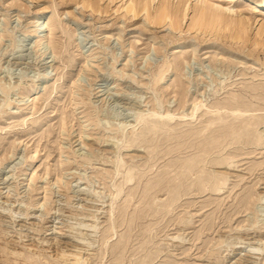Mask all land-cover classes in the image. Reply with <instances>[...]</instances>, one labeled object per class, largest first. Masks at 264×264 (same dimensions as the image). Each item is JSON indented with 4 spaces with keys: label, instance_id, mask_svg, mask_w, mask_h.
<instances>
[{
    "label": "rangeland",
    "instance_id": "1",
    "mask_svg": "<svg viewBox=\"0 0 264 264\" xmlns=\"http://www.w3.org/2000/svg\"><path fill=\"white\" fill-rule=\"evenodd\" d=\"M77 1L0 0V264H264V88L245 89L264 85V49ZM254 1L230 5L260 25ZM241 120H256L255 143L230 145Z\"/></svg>",
    "mask_w": 264,
    "mask_h": 264
},
{
    "label": "bare ground",
    "instance_id": "2",
    "mask_svg": "<svg viewBox=\"0 0 264 264\" xmlns=\"http://www.w3.org/2000/svg\"><path fill=\"white\" fill-rule=\"evenodd\" d=\"M110 1V0H109ZM114 1V0H111ZM110 1V2H111ZM116 1V0H115ZM119 1V0H118ZM123 1V0H121ZM153 0H124V4L122 6L121 9H123L124 15L131 17V18H135L138 16H144L145 20L149 22V24L151 23L152 26L156 27H162L164 28L165 26H167V29H169L171 32H185L188 34H198V35H211V36H217L220 39H230V43L232 44H241L242 46H248V44L250 45V47H253V52L256 51V49L261 48L264 49V22L260 23L257 22L255 20V18L244 15L243 12H237L236 10H234L231 7V3H240V0H194L193 5H186L187 3H189V0H176L175 3L173 2V0H158L156 6L152 9L151 8V3ZM155 1V0H154ZM99 2H102L101 0H81V1H77L76 4L81 7H83L84 9H88L91 12H100V5ZM243 2V1H241ZM114 3V2H113ZM192 3V2H191ZM250 3V2H249ZM249 11H251L252 13H256L257 11H262V9H264V2L262 0L260 1H254L251 4H249ZM77 6V7H78ZM103 9V8H102ZM120 9V8H119ZM152 9V10H151ZM191 9V11L189 12V10ZM105 10V9H104ZM46 11V10H43ZM120 11V10H119ZM122 11V10H121ZM140 16V17H141ZM257 19L258 16H257ZM264 19V18H263ZM51 22V17L50 14H45V13H41L40 17L37 19V21L35 22V32L40 33L42 31H39L38 28L45 26L44 30H46V25L48 23ZM185 22V26L183 27V23ZM256 23V25H259L258 27V31L255 32V35L252 37L250 35L249 32V26L252 23ZM253 27V25H252ZM43 30V31H44ZM254 33V32H253ZM45 36V35H44ZM203 37V36H202ZM201 37V38H202ZM222 40V39H221ZM224 42V41H223ZM39 45H41L42 43H45V40L43 38L39 39ZM238 46V45H237ZM180 48L177 49L176 52H179ZM261 52V50H260ZM180 63V61H176V65L178 66ZM243 63V62H242ZM85 66V65H84ZM174 64L172 62H169L168 66L164 68V70L162 71V73L160 74L159 78L157 79V82L160 85H163L165 82V79L167 77L168 74H165L166 72H168L169 70H172L174 68ZM176 68V66H175ZM72 81V80H71ZM252 89L254 91H257L258 89H263L264 85H257V86H245V89ZM34 90V87L28 91L26 93V96L30 95V92H32ZM258 92V91H257ZM187 95V92L185 90H176L175 92V96H180V97H185ZM245 95V94H244ZM188 96V95H187ZM72 101V100H71ZM200 103V102H199ZM203 104V103H202ZM202 104H194L193 108H191V112L187 113H183L182 115H180L181 117H192L194 118L195 115L197 114V112L199 111L200 107H203L204 105ZM156 107V106H155ZM158 109H160L161 105L157 104ZM156 107V108H157ZM154 108L151 112L150 115L152 116H157L162 118H169V119H173L174 113L170 112L169 110L161 112V110H158ZM205 108V107H204ZM224 110V109H222ZM221 110V111H222ZM230 110L232 112H238L239 114L237 116H241L243 113L242 111H245L244 109H241V106L239 103H232ZM259 110V109H258ZM207 111V110H206ZM220 111V110H219ZM212 112V111H210ZM228 112V111H226ZM229 113V112H228ZM246 113V112H245ZM218 114V113H217ZM221 114V113H219ZM224 114V113H223ZM233 114V113H232ZM231 114V115H232ZM235 114V113H234ZM144 114H138V116L136 117V120ZM255 115V114H254ZM218 116V115H217ZM244 116V115H243ZM251 116V114H250ZM220 117V115H219ZM154 118V117H153ZM229 118V117H228ZM234 118V117H233ZM226 119V118H225ZM235 119V118H234ZM139 120V119H138ZM152 120V119H151ZM161 120V119H160ZM219 120H221L219 118ZM224 120V119H223ZM227 120V119H226ZM71 121V120H70ZM209 121V120H208ZM207 121V122H208ZM222 121V120H221ZM137 122V121H136ZM147 122V121H146ZM149 122V121H148ZM153 122V121H152ZM158 122V121H157ZM161 122V121H160ZM159 122V123H160ZM213 122V121H211ZM216 122V121H215ZM224 122V121H223ZM227 122V121H226ZM219 123V122H218ZM256 120H241L238 121L237 123L230 125V127H228V129L224 130V135L226 138L230 139V145L232 141H236V142H244L246 144H254L255 140L253 137V128L255 127L256 124ZM150 125V123H148ZM147 124V125H148ZM162 124V123H161ZM154 124H152L151 127H153ZM157 125V124H156ZM207 125V124H206ZM209 125V124H208ZM207 125V126H208ZM63 126V123H62ZM105 126V125H103ZM159 127V126H158ZM157 127V128H158ZM215 127V126H214ZM60 128V127H59ZM163 128V126H162ZM166 128V127H165ZM216 128V127H215ZM175 129V128H174ZM203 129V128H202ZM206 129V128H205ZM209 129H212V126H210ZM158 130V129H157ZM163 130V129H161ZM171 130V129H170ZM169 130V131H170ZM173 130V129H172ZM194 130V129H193ZM201 130V129H200ZM215 130V129H214ZM146 131V130H145ZM165 131V129H164ZM191 131V130H190ZM198 131V130H197ZM203 131V130H202ZM136 132V131H135ZM155 132V131H154ZM189 132V131H188ZM81 133V132H80ZM146 133V132H145ZM134 134V133H133ZM156 134V133H155ZM185 134V133H184ZM199 134V133H198ZM221 134V133H220ZM260 134V133H259ZM137 135V134H136ZM139 135V134H138ZM141 135V134H140ZM153 135V134H152ZM160 135V134H159ZM162 135V134H161ZM143 136V135H142ZM192 136V135H191ZM199 137H202L203 134H199L197 135ZM219 136V135H218ZM129 137V136H128ZM171 137V136H170ZM178 137V136H177ZM183 137V136H182ZM217 137V136H216ZM259 137V136H258ZM262 137V136H261ZM261 137H259L261 139ZM131 138V137H130ZM209 138V137H208ZM214 138V137H213ZM224 138V137H223ZM137 139V138H136ZM142 139V138H141ZM158 139V138H157ZM164 139V138H163ZM198 139V138H197ZM196 139V140H197ZM218 139V138H217ZM215 139V140H217ZM126 140V139H125ZM135 140V139H134ZM145 140V139H144ZM155 140V139H154ZM153 140V141H154ZM162 140V139H161ZM206 140V139H205ZM211 140V139H210ZM214 140V139H213ZM257 140V137H256ZM263 140V139H262ZM129 141V140H128ZM131 141V140H130ZM133 141V140H132ZM187 141V140H186ZM219 141V140H218ZM224 141V140H223ZM139 142V140H138ZM257 142V141H256ZM264 142V140H263ZM132 143V142H131ZM185 143V142H184ZM198 143V142H197ZM179 144V143H178ZM206 145H208L210 148H217L218 145L217 143H213L212 142H207L205 143ZM259 144V143H258ZM237 145V144H236ZM257 145V144H256ZM260 145V144H259ZM180 146V144H179ZM192 146V145H191ZM205 146V145H204ZM203 146V147H204ZM182 147V146H181ZM224 147V146H223ZM209 149V148H208ZM155 150V149H154ZM204 150V149H203ZM211 151V150H210ZM201 152V151H199ZM198 152V154H199ZM206 153V152H205ZM203 154V152H202ZM209 155V154H208ZM198 158V157H197ZM194 159V158H193ZM206 159H207V155H206ZM201 160V159H200ZM220 160V159H219ZM192 162V160H189ZM203 161V160H202ZM116 162V161H115ZM185 162V161H184ZM183 162V163H184ZM190 162V163H191ZM194 162V160H193ZM206 163V161H204ZM182 163V164H183ZM189 163V164H190ZM220 163V162H219ZM118 164V162L116 163ZM192 164V163H191ZM195 164V163H194ZM200 164V163H199ZM207 164V163H206ZM175 165V164H174ZM197 165V163H196ZM205 165V164H204ZM189 167V166H188ZM200 169V168H199ZM205 169V168H204ZM119 170V169H118ZM117 170V171H118ZM195 171V170H194ZM178 172V171H177ZM126 175V174H125ZM128 175V174H127ZM178 175V174H177ZM180 175V174H179ZM203 174H201L202 177ZM199 176V174H198ZM192 177V176H191ZM213 177V176H212ZM124 178V177H123ZM130 178V177H129ZM128 179V178H127ZM171 179V178H170ZM169 179V180H170ZM208 179V178H207ZM214 181V177L212 178ZM126 180V177H125ZM124 180V181H125ZM178 181L177 182V187L180 189H184V191L186 192V187L184 185V177L181 176L179 179L177 178ZM168 181V180H167ZM194 181V180H193ZM127 182V180H126ZM125 182V183H126ZM215 182V181H214ZM214 182H212L213 184H215ZM217 182V180H216ZM222 182V181H221ZM123 183V182H122ZM174 183V182H173ZM199 181L193 182L192 184H190L188 187L189 189L191 188L190 186H194V184H198ZM207 183V182H206ZM172 184V183H171ZM120 185V184H119ZM121 186V185H120ZM147 186V185H146ZM175 186V184H174ZM207 186V185H206ZM166 187V185H154L153 189L156 190V192H159L161 190H163ZM205 187V186H204ZM44 188V187H43ZM170 188V187H168ZM211 188V187H210ZM118 189V188H117ZM123 189V188H122ZM172 189V188H171ZM179 189V190H180ZM209 189V188H208ZM121 190V188H120ZM204 190H207V188H204ZM203 190V191H204ZM217 190V189H216ZM211 191V190H210ZM218 191V190H217ZM121 192V191H118ZM178 192V191H177ZM200 193V192H199ZM118 194V193H116ZM115 194V195H116ZM146 194V193H145ZM177 194V193H176ZM114 195V196H115ZM115 198H117L115 196ZM171 201V200H170ZM46 202V201H45ZM167 202V201H166ZM174 202V201H173ZM43 204V203H42ZM113 204V203H112ZM113 206V205H111ZM147 206V205H145ZM169 206V205H167ZM144 208V207H143ZM170 209V208H169ZM143 210V209H142ZM141 211V210H140ZM146 211V210H145ZM143 212L144 213H147ZM152 212V211H151ZM110 213V212H109ZM155 213V212H153ZM165 214V213H164ZM141 215V214H139ZM112 216V215H111ZM134 216V215H133ZM138 216V215H137ZM189 220V219H188ZM182 221V220H181ZM186 221V220H184ZM189 222V221H188ZM184 223V222H183ZM190 223V222H189ZM111 228V227H110ZM258 234H261V236H264V226H262L261 228H258ZM258 236V235H257ZM200 238V237H199ZM80 239V238H77ZM76 239V240H77ZM44 240V239H43ZM83 240V239H82ZM260 241L262 240L261 238L259 239ZM57 241V240H55ZM263 241V240H262ZM59 243V242H58ZM85 243V242H84ZM264 243V242H263ZM217 244V243H216ZM55 245V244H54ZM58 245V244H57ZM60 245V244H59ZM88 246V245H87ZM56 247V246H55ZM65 247V246H64ZM63 248V247H62ZM66 248V247H65ZM78 248V247H77ZM55 250V249H54ZM60 251V250H59ZM261 252H264V247L262 249H260ZM259 251V252H260ZM8 252V251H7ZM61 252V251H60ZM67 252V251H66ZM253 252V251H252ZM212 253V252H211ZM210 254V253H209ZM261 254V253H260ZM64 255V254H63ZM231 255V254H230ZM66 256V255H65ZM75 260L73 259V263L71 264H81V260L80 258H77V256L73 255ZM254 256V255H253ZM58 257V256H57ZM69 257V256H68ZM71 257V256H70ZM85 258V257H84ZM83 258V259H84ZM243 258V257H242ZM57 259V258H56ZM219 259V258H218ZM245 259V258H244ZM69 260V259H68ZM219 261V260H218ZM217 260L213 263V264H217L216 262H218ZM255 261V260H254ZM211 262V261H210ZM239 262L240 259H239ZM231 263V262H230ZM238 262L236 261V264ZM211 264V263H210ZM241 264V263H240Z\"/></svg>",
    "mask_w": 264,
    "mask_h": 264
}]
</instances>
